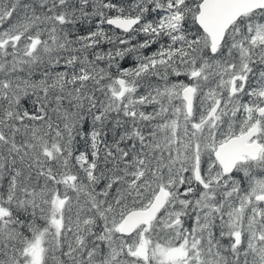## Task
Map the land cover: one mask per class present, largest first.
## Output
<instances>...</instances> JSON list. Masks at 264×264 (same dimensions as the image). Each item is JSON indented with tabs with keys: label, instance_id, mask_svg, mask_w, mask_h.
Wrapping results in <instances>:
<instances>
[{
	"label": "snow or ice",
	"instance_id": "snow-or-ice-1",
	"mask_svg": "<svg viewBox=\"0 0 264 264\" xmlns=\"http://www.w3.org/2000/svg\"><path fill=\"white\" fill-rule=\"evenodd\" d=\"M0 264H264V0H0Z\"/></svg>",
	"mask_w": 264,
	"mask_h": 264
}]
</instances>
